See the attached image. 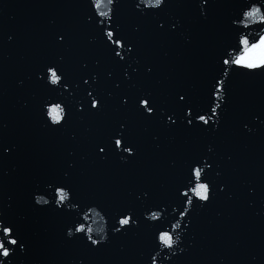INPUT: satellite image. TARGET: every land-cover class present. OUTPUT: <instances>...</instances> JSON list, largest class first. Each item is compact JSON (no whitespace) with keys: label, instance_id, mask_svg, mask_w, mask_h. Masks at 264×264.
Masks as SVG:
<instances>
[{"label":"snow or ice","instance_id":"obj_1","mask_svg":"<svg viewBox=\"0 0 264 264\" xmlns=\"http://www.w3.org/2000/svg\"><path fill=\"white\" fill-rule=\"evenodd\" d=\"M85 2L81 27L87 33V48L82 58L76 64L63 54L45 59L27 77L36 86L28 95L43 127L62 132V140L66 137L61 164L30 180L27 206L32 213H54L65 243L82 242L84 257L74 264H91L90 258L105 246L141 229H150L147 249L139 239H123L116 250L120 260L134 264L129 258L136 257L139 264L158 260L175 264L188 250L181 248L177 254L179 237L174 240L173 232L181 226L190 230L195 208L209 206L214 196L228 189L226 183L210 177L224 174L217 157L233 159L220 153L226 140L230 75L264 72V0H247L225 23L206 28L203 50L215 70L210 79L202 73L193 90L179 80L154 82L158 64L149 55L148 43L157 45L183 28L180 19L162 16L170 0H127L132 17L148 22L135 24L131 34L117 20L125 0ZM193 3L201 21L207 22L212 0ZM254 24L258 35L250 38ZM73 42L66 32L55 33L56 49L68 51ZM182 47L193 51V38L186 37ZM162 54L168 56L167 51ZM17 87L24 90L25 80H19ZM201 89L204 95L197 100ZM42 92H59L64 99H43ZM23 108L29 111L30 104L25 102ZM256 119L264 125V107ZM144 125L156 131L143 143L148 158L141 169L119 176L97 167L111 159L124 166L136 161L142 151L136 128ZM78 126L82 133L75 130ZM240 127L252 131L246 121ZM82 146L85 155L78 151ZM14 152L11 145H0V157ZM89 169L100 177L88 180ZM90 213L107 217V238L90 235L93 230L85 224ZM32 246L22 226L0 213V264H13V258L27 256Z\"/></svg>","mask_w":264,"mask_h":264},{"label":"water","instance_id":"obj_2","mask_svg":"<svg viewBox=\"0 0 264 264\" xmlns=\"http://www.w3.org/2000/svg\"><path fill=\"white\" fill-rule=\"evenodd\" d=\"M87 10L85 0H0V145H11L15 152L0 157V213H5L22 226V230L33 241L27 256L13 258V264H74L84 257L82 242L65 243L60 234V224L52 212L32 213L27 206V189L35 176L57 168L61 164L66 137L62 132L51 133L39 120L35 103L29 91L36 86L27 77L37 62L54 59L63 54L73 64L82 58L87 48V33L82 29V18ZM239 10V0H212L209 20L201 21L193 0H170V8L162 13L165 19H180L183 22L181 33L174 37L163 38L157 45L148 43L149 55L157 62L155 80L167 84L169 80H179L193 90L199 83L202 73L209 79L214 74L210 55L203 50V36L208 26L223 24L228 16ZM123 31L131 34L137 23L147 24L131 15L127 0L117 15ZM66 32L70 50H58L54 46L57 32ZM13 37L10 42L8 37ZM191 36L194 50H183L184 39ZM163 51L168 56H163ZM25 80V89L17 87L19 80ZM229 102L226 108V140L220 146V153L231 154L232 161H217L223 170L219 178L211 176L216 182L228 185L225 193L214 196L207 207H197L191 217L190 230L181 226L173 232L180 249L188 251L175 264H249V181H248V138L241 129L242 121L247 122L245 78L241 73L230 75ZM159 87V86H157ZM201 89L197 100L203 97ZM47 100H63L57 93H41ZM69 101L71 97L68 98ZM25 102L30 110L23 108ZM219 102V101H217ZM147 128V131H145ZM83 132L82 127L75 129ZM156 130L147 125L136 128L142 141L141 155L136 161L124 166L111 159L101 162L97 167L104 172L119 176H129L141 169L147 160L143 147ZM195 135V134H194ZM163 144L169 140L162 139ZM81 155L86 147L79 150ZM122 169H125L122 171ZM100 173L89 169L88 180H96ZM95 198V194H93ZM45 199H48L45 196ZM12 207H9V205ZM99 211V209H96ZM83 215V214H81ZM171 215V214H170ZM89 214L86 226L92 228L90 235L94 239L109 235L107 217ZM187 223V221H185ZM150 229H141L139 234L114 240L98 253L94 254L91 264H124L117 255V247L123 239H139L147 249L150 241ZM139 264L136 257H130ZM159 264V260L157 262Z\"/></svg>","mask_w":264,"mask_h":264}]
</instances>
